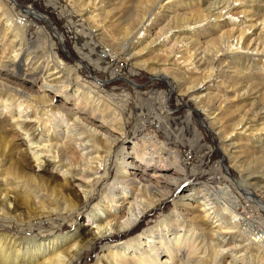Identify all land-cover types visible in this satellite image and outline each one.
<instances>
[{
	"label": "bare ground",
	"instance_id": "6f19581e",
	"mask_svg": "<svg viewBox=\"0 0 264 264\" xmlns=\"http://www.w3.org/2000/svg\"><path fill=\"white\" fill-rule=\"evenodd\" d=\"M114 1L79 0L78 7L96 29L111 32L116 25L123 31L129 58L150 50L153 57L140 60V66L163 80L182 81L179 85L212 117L211 129L222 137L225 150L227 145L237 153L246 145L260 152L261 161L240 166L248 177L239 191L264 211V202L248 189L255 181L264 185V171L254 178L256 165H264V0H145L140 16L125 26L113 18L117 7L109 9ZM3 8L0 3L5 54L0 56V133L6 134H0V164L7 167L0 170V212L10 216L9 194L19 198V189L33 193L34 202L23 199L26 205L33 202L41 216H72L92 205L85 223L61 237L25 242L0 232V264H74L97 241L105 245L94 264H264V223L242 230L241 202L229 188L217 193L206 184L189 187L166 217L130 236L156 204L185 182L180 155L154 136L135 142L129 152L116 155V175L95 198L121 139L106 129L122 135L123 116L57 56L46 27H37V38L28 42L25 22ZM237 9L239 16L232 13ZM27 12L46 22L44 15ZM6 37L11 39L7 45ZM57 97L64 101L60 106L54 103ZM227 100L243 104L231 131L217 123L226 114ZM171 169L175 176L168 175ZM113 238L121 242L110 243Z\"/></svg>",
	"mask_w": 264,
	"mask_h": 264
},
{
	"label": "rangeland",
	"instance_id": "374dc122",
	"mask_svg": "<svg viewBox=\"0 0 264 264\" xmlns=\"http://www.w3.org/2000/svg\"><path fill=\"white\" fill-rule=\"evenodd\" d=\"M115 1H122V3L116 5ZM115 1L109 9L117 7V13H119L113 18H119L117 24L120 23V26H125L128 20L139 17L145 7V0ZM216 1L210 0L209 2H215V4L219 2V0ZM13 2H16L26 11L32 9L44 15L51 28L49 29L48 25L36 20L28 12L24 13ZM0 3L4 6L3 9L6 10L7 14L12 11L17 19L25 22L27 27L24 30V37L28 42L37 38V27H46L57 56L73 72H76L82 84L89 86L98 95L107 99V102L109 101L110 105L112 104L119 109L120 114L123 116L122 135L110 128L106 129L107 132L115 137H121V139L113 148L114 153L108 175L97 188L95 198H100L106 192L109 183L116 175V155L122 151L129 152L131 145L135 142L138 143L142 139L154 136L166 149L180 155L179 165L185 170V182L182 183L179 189L173 190L169 197L156 204L141 219L130 236L133 237L142 233L166 217L173 210L174 202L180 199L183 192L187 191L189 187L192 188L200 184H206L217 193L221 188H229L239 197L241 202L239 217L241 220L245 219V223L240 225L242 230L260 229L258 223H264V211L239 191V185L248 177L246 174L248 170L244 171L242 169L244 163L252 164L256 159L261 161L260 152L257 149L248 148L246 145H243L237 153L234 149L228 150L230 147L227 145H225V150L222 137L211 129L212 117L202 111L201 107L203 105L196 104L192 93H187L186 88L179 85L182 81L179 79L173 80L172 78L163 80L160 76L157 77L155 73L151 72L149 68L140 66L142 65L140 60L147 61L148 58L153 57L149 54L150 50L144 52L143 56L135 60L126 56L128 52L126 51V38L123 37V31L116 28V25L111 27V32L105 29L104 32L96 29L95 25L87 21L85 15L83 16L82 8L78 7L79 0L75 2L71 0H0ZM206 5L204 4V6ZM100 6L101 3L97 2V7ZM240 10H233L232 13L239 16L238 12ZM53 32H56L62 38L65 49L72 58L63 52L62 46L54 37ZM10 40L6 37L7 43L4 44L7 45ZM131 40L133 41V38ZM99 47L108 48L110 52L114 51L115 56H119L118 61L114 65L110 64L105 67L98 61L97 52ZM70 49L73 54H71ZM2 53L3 46L0 44V56L5 55ZM76 61H80L82 64ZM148 66L153 67L150 64ZM119 69H121V72H119ZM195 81L197 80L195 79ZM231 83H236L237 86L244 85L241 81H232ZM28 86L32 85L29 84ZM253 98L255 96L250 98L246 105L244 104L247 109L249 108L248 105L254 102ZM55 99L54 103L58 106L64 102L61 98L57 97ZM262 103H264V98ZM242 105L239 101H225L226 114L218 116L220 118V120H217L218 125L225 127L227 131H231L241 119ZM166 106L170 110L165 109ZM238 109L239 111H237ZM168 112H173V114L167 115ZM160 120L163 121V125ZM158 122L160 125L156 124ZM155 126H160V129L157 130L154 128ZM4 129L8 130V125H5ZM7 133L10 134L11 132ZM0 134L1 136L6 135L4 132ZM188 155H192V160L188 159ZM6 167L7 165L0 164V170ZM254 169V178H258L264 171V165H256ZM138 171L140 172V170ZM174 172L175 170L171 169L168 175L175 176ZM255 182L257 184L254 187H248V189L264 202V185L260 184L259 181ZM10 192L9 189L7 193ZM15 193L19 194L20 197L16 198L13 193L9 194L13 198L12 210H9L11 211L10 216L0 212V232L18 241L33 242L39 238L61 237L74 232L85 223L86 213L92 205V202H89L79 213L80 215L70 216L58 212L50 216H41L39 215L40 209L33 203L35 200L33 193L25 194L20 189L16 190ZM23 198L32 200L31 203L33 204L26 205ZM41 203L43 205L48 204ZM137 231L138 233H136ZM122 238L124 239L113 238L110 243L125 241L128 236ZM104 245V242L97 241L87 246L81 258L77 259L74 264H94L97 254ZM262 251L264 261V249Z\"/></svg>",
	"mask_w": 264,
	"mask_h": 264
},
{
	"label": "built area",
	"instance_id": "2783aa9c",
	"mask_svg": "<svg viewBox=\"0 0 264 264\" xmlns=\"http://www.w3.org/2000/svg\"><path fill=\"white\" fill-rule=\"evenodd\" d=\"M113 53H114V55H113ZM97 57L99 58V60L101 61V62H103V63H105V65H110V64H112V65H114V63H116L117 61H118V58H119V56H115V52L114 51H112V52H110L109 50H108V48H102L101 47V49L100 50H98V52H97ZM119 72H121V69H119ZM121 79V78H120ZM166 104V103H165ZM165 109H169V107H167L166 106V108ZM170 110V109H169ZM167 115H172L173 114V112H168V113H166ZM165 117H167V116H165ZM160 123L163 125V121L162 120H160ZM156 124H159V122L158 123H156ZM160 125V124H159ZM154 128H156L157 130H159L160 129V126L158 127V126H155ZM155 131V130H154ZM153 131V132H154ZM188 159L190 160H192V155H188Z\"/></svg>",
	"mask_w": 264,
	"mask_h": 264
},
{
	"label": "water",
	"instance_id": "95a60500",
	"mask_svg": "<svg viewBox=\"0 0 264 264\" xmlns=\"http://www.w3.org/2000/svg\"><path fill=\"white\" fill-rule=\"evenodd\" d=\"M24 13H26L25 11H24V9L23 8H21L18 4H16ZM46 25H48V28L50 29L51 27L49 26V23H48V21H46V22H44ZM56 32H53V35H54V37L58 40V42H59V44L62 46V49H63V52L67 55V56H69L70 58H72L71 56H70V54H69V52L65 49V46H64V44H63V41L62 40H60V39H58V34L56 35L55 34ZM76 62H78V63H81L80 61H76ZM82 64V63H81ZM171 89H172V86H171Z\"/></svg>",
	"mask_w": 264,
	"mask_h": 264
},
{
	"label": "trees",
	"instance_id": "16d2710c",
	"mask_svg": "<svg viewBox=\"0 0 264 264\" xmlns=\"http://www.w3.org/2000/svg\"><path fill=\"white\" fill-rule=\"evenodd\" d=\"M100 49H101V47H99V50H100ZM70 52H71V54H73V52L71 51V49H70ZM98 61H99L100 63H102L103 65H105V63L101 62V61L99 60V58H98ZM105 67H106V65H105ZM136 233H138V231H137Z\"/></svg>",
	"mask_w": 264,
	"mask_h": 264
}]
</instances>
